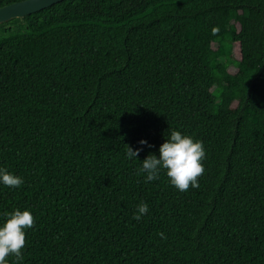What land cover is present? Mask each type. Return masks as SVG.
<instances>
[{
  "label": "trees",
  "instance_id": "16d2710c",
  "mask_svg": "<svg viewBox=\"0 0 264 264\" xmlns=\"http://www.w3.org/2000/svg\"><path fill=\"white\" fill-rule=\"evenodd\" d=\"M173 130L205 151L186 192L140 171ZM0 168L23 180L0 183V225L35 220L6 264H264V0H60L1 23Z\"/></svg>",
  "mask_w": 264,
  "mask_h": 264
},
{
  "label": "clouds",
  "instance_id": "9594fccd",
  "mask_svg": "<svg viewBox=\"0 0 264 264\" xmlns=\"http://www.w3.org/2000/svg\"><path fill=\"white\" fill-rule=\"evenodd\" d=\"M219 32L218 27L212 29L213 35ZM140 144H146L141 140ZM127 147V156L135 158L141 149L133 150ZM205 158V151L201 141H194L190 136L182 135L179 131H171L170 137L159 147V158L149 154L141 163V172L146 173V181L158 178L160 170H166L170 183L179 191L186 192L189 187L198 188V178L203 175L204 167L201 161ZM0 183L10 188H19L23 184L22 178L13 175L6 169L0 168ZM148 212V205H137L133 219L139 221ZM6 220L0 225V264H6L9 255L22 261V249L25 247V229L32 228L35 220L27 211L14 210L5 213ZM164 238L163 233L159 234Z\"/></svg>",
  "mask_w": 264,
  "mask_h": 264
},
{
  "label": "water",
  "instance_id": "95a60500",
  "mask_svg": "<svg viewBox=\"0 0 264 264\" xmlns=\"http://www.w3.org/2000/svg\"><path fill=\"white\" fill-rule=\"evenodd\" d=\"M60 0H23L0 7V24L11 19L23 18Z\"/></svg>",
  "mask_w": 264,
  "mask_h": 264
},
{
  "label": "rangeland",
  "instance_id": "374dc122",
  "mask_svg": "<svg viewBox=\"0 0 264 264\" xmlns=\"http://www.w3.org/2000/svg\"><path fill=\"white\" fill-rule=\"evenodd\" d=\"M232 55H233V58L238 60L239 59V53H238V46L236 44L233 45V49H232ZM230 73H234L235 69L230 66L228 67L227 69Z\"/></svg>",
  "mask_w": 264,
  "mask_h": 264
}]
</instances>
